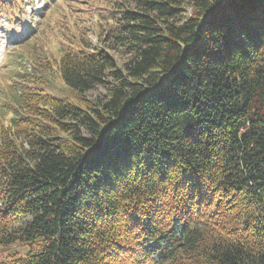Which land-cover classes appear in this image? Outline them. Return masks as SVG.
Here are the masks:
<instances>
[{"label":"trees","instance_id":"obj_1","mask_svg":"<svg viewBox=\"0 0 264 264\" xmlns=\"http://www.w3.org/2000/svg\"><path fill=\"white\" fill-rule=\"evenodd\" d=\"M107 11L102 46L61 50L73 101L12 98L0 264H264V0Z\"/></svg>","mask_w":264,"mask_h":264},{"label":"rangeland","instance_id":"obj_2","mask_svg":"<svg viewBox=\"0 0 264 264\" xmlns=\"http://www.w3.org/2000/svg\"><path fill=\"white\" fill-rule=\"evenodd\" d=\"M109 1L20 0L11 16L0 18V129L6 128L2 124L9 120V117L5 120L8 114L1 112L3 101L17 82L40 83L43 78L47 84L40 87L47 93L72 99L74 93L66 88L57 70L59 47L62 50L71 43L102 46L105 32L111 26ZM102 93L103 90L94 91L88 97L94 99Z\"/></svg>","mask_w":264,"mask_h":264}]
</instances>
